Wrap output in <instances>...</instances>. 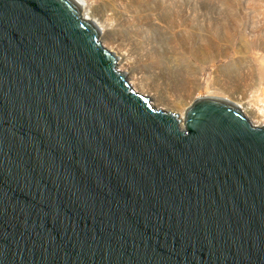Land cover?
<instances>
[{"label":"water","instance_id":"obj_1","mask_svg":"<svg viewBox=\"0 0 264 264\" xmlns=\"http://www.w3.org/2000/svg\"><path fill=\"white\" fill-rule=\"evenodd\" d=\"M73 0H0V264H264V124L137 93Z\"/></svg>","mask_w":264,"mask_h":264},{"label":"rangeland","instance_id":"obj_2","mask_svg":"<svg viewBox=\"0 0 264 264\" xmlns=\"http://www.w3.org/2000/svg\"><path fill=\"white\" fill-rule=\"evenodd\" d=\"M86 1L99 41L153 107L182 117L218 98L264 124V0Z\"/></svg>","mask_w":264,"mask_h":264},{"label":"bare ground","instance_id":"obj_3","mask_svg":"<svg viewBox=\"0 0 264 264\" xmlns=\"http://www.w3.org/2000/svg\"><path fill=\"white\" fill-rule=\"evenodd\" d=\"M79 7H80V13L83 19H86L90 22H92L95 26L98 27L96 21L92 18V16L86 11L88 7V2L86 0H73ZM99 28V27H98ZM100 30V29H99ZM153 48V47H152ZM209 49V48H208ZM177 56V55H176ZM181 56V55H180ZM178 58V57H175ZM182 58V56H181ZM119 58L116 57V63H118ZM117 67V66H116ZM121 71V70H120ZM162 94V93H161ZM162 97V96H161ZM159 98V99H164V98ZM260 113V112H259Z\"/></svg>","mask_w":264,"mask_h":264}]
</instances>
